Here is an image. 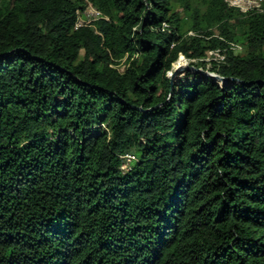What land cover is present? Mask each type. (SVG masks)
<instances>
[{
  "label": "trees",
  "instance_id": "16d2710c",
  "mask_svg": "<svg viewBox=\"0 0 264 264\" xmlns=\"http://www.w3.org/2000/svg\"><path fill=\"white\" fill-rule=\"evenodd\" d=\"M226 1L0 0V264H264V0Z\"/></svg>",
  "mask_w": 264,
  "mask_h": 264
},
{
  "label": "built area",
  "instance_id": "2783aa9c",
  "mask_svg": "<svg viewBox=\"0 0 264 264\" xmlns=\"http://www.w3.org/2000/svg\"><path fill=\"white\" fill-rule=\"evenodd\" d=\"M226 2L230 7L238 8L243 13H248L250 11L260 9L259 0H227ZM82 16L83 17L80 18V21L76 26L77 29L83 27L87 21L98 18L100 16V13L95 11L93 8H89L88 10L82 13ZM163 27L165 29L167 28V25L164 24ZM223 60L224 57L220 54L219 51L210 53L208 58L206 59L207 62H218ZM121 159L123 161L122 170L125 172L130 171L132 164L138 161L137 156L133 154L123 155L121 156Z\"/></svg>",
  "mask_w": 264,
  "mask_h": 264
},
{
  "label": "water",
  "instance_id": "95a60500",
  "mask_svg": "<svg viewBox=\"0 0 264 264\" xmlns=\"http://www.w3.org/2000/svg\"><path fill=\"white\" fill-rule=\"evenodd\" d=\"M181 58L178 59L177 63L179 62ZM192 72V73H199V74H202V75H205V76H208L210 78H213L215 80L218 81V84L219 85H223L224 83L226 82H233V83H237V84H241L239 80L237 79H232V78H223V77H220L219 75L217 74H214V73H209V72H206V71H203V70H200V69H197L195 68L194 66H186L184 68L182 67H173L172 71L168 74L171 82H173L174 79H176L181 73L183 72Z\"/></svg>",
  "mask_w": 264,
  "mask_h": 264
},
{
  "label": "rangeland",
  "instance_id": "374dc122",
  "mask_svg": "<svg viewBox=\"0 0 264 264\" xmlns=\"http://www.w3.org/2000/svg\"><path fill=\"white\" fill-rule=\"evenodd\" d=\"M180 58H183L185 60V63L187 64V66H191V64H190L191 62L190 61H188L184 57H180ZM176 64H177V62L174 64L173 67H175ZM208 67H210V65ZM121 71H124V67L121 68ZM206 72L211 73L210 71H208V69L206 70ZM188 78H189V76H187V72L184 71L176 79H174L173 82L177 83L178 81H181V80L185 81V80H188Z\"/></svg>",
  "mask_w": 264,
  "mask_h": 264
},
{
  "label": "bare ground",
  "instance_id": "6f19581e",
  "mask_svg": "<svg viewBox=\"0 0 264 264\" xmlns=\"http://www.w3.org/2000/svg\"><path fill=\"white\" fill-rule=\"evenodd\" d=\"M187 66V65H186ZM186 66H184V67H186ZM184 67H182V68H184Z\"/></svg>",
  "mask_w": 264,
  "mask_h": 264
}]
</instances>
